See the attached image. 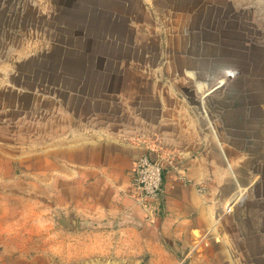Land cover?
<instances>
[{
  "label": "rangeland",
  "instance_id": "1",
  "mask_svg": "<svg viewBox=\"0 0 264 264\" xmlns=\"http://www.w3.org/2000/svg\"><path fill=\"white\" fill-rule=\"evenodd\" d=\"M22 1L0 0V264H110L111 252L101 249L104 245L91 244L92 239L83 236L80 241L73 238L70 232L74 225L69 216L60 219L58 215L68 214L67 204L58 201L62 196L54 194L48 176L45 182L40 180V162L52 159V139L40 137V130L41 134L47 132L50 123L45 120L46 115L36 113L40 107H34L29 96H55L68 110L84 112V107L76 105L78 98L60 91L66 87V91L92 103V112L104 114L114 131L126 129L132 131L130 136L141 132L151 139L148 128L142 122H134L132 114L123 115L117 103L122 100L119 94L132 93L124 91V84L145 82L146 76L134 73L133 69L165 64L164 58L157 57L160 44L153 36L145 37L147 25L165 17H148L146 7L142 6L139 18L135 15L134 19L142 23L138 27L140 40L134 46V42L124 41L129 39L124 31H131L123 25V18L116 25L114 18H108V11L92 9L85 0H53L56 14L47 20L40 17L37 27L29 25L34 21V12L21 10ZM157 3L162 7L161 14L173 8L187 15L189 38L181 44H189V70H204L194 74V81L174 73H162L157 80L178 82L175 99H186L190 104V117L198 131L213 139V129H217L224 155L237 149L231 160H222V169L230 177L229 188L235 193L225 200L228 188H223L213 198L218 200L206 207L207 212L215 210L218 216L214 221H220L210 239L219 245L232 241L220 251L216 248L214 256L218 260L214 264H264V204L252 196L264 189V0ZM123 13L114 11L116 15ZM29 28L40 32V38L55 47L52 55L40 56V48L33 57L23 55V50L28 54L40 45L37 41L21 40L23 33L30 32ZM232 64L242 65L250 82L238 94H212L207 108L210 120H202L205 117L195 105L198 92L192 86L184 90L180 85L187 87L202 75L214 79ZM139 93L135 94L138 102L147 98L148 90ZM40 105L42 109L52 106L48 101ZM138 112L139 118L154 122L153 114ZM180 113L177 110L176 117ZM22 115L24 120L16 121ZM39 117L41 122L36 121ZM254 180L257 181L253 185ZM240 188L246 191L238 201L235 196ZM232 226L235 231H231ZM182 262L180 259L177 264Z\"/></svg>",
  "mask_w": 264,
  "mask_h": 264
},
{
  "label": "crops",
  "instance_id": "2",
  "mask_svg": "<svg viewBox=\"0 0 264 264\" xmlns=\"http://www.w3.org/2000/svg\"><path fill=\"white\" fill-rule=\"evenodd\" d=\"M157 1L85 0L92 9L108 11L111 14L108 18H114L116 25L123 18V25L131 31H124V35L129 37L124 41H132L134 46L140 40L138 27L142 25L141 20L135 22L134 19L135 15L139 18L142 6L146 7L148 17H165L149 23L145 36H153L160 44L157 57L164 58L165 64L154 67L139 65L133 69L134 73L146 76L145 82L124 84V91L131 90L132 93L128 96L119 94L122 100L117 103L123 115L132 114L134 122H142L148 128L151 139L141 132L130 136L132 131L126 129L114 131L107 124L104 114L93 113L92 103H88L81 95L66 91V87L60 91L78 98L76 105L84 107V112L68 110L61 99L55 96L41 97L34 93L29 97L34 107H40L36 113L46 115L45 120L50 123L47 132L41 134L40 130V137L52 139V159L40 162V180L45 182L48 176L54 194L58 192L62 196V200L58 201L67 204L68 214L59 212L58 215L60 219L69 216L70 223L74 225L72 227L70 224L73 238L80 241V236H83V239H92L91 244L104 245L101 249L111 252L109 258L113 261L110 264H177L180 259L183 260L182 264H214L218 260L214 256L216 248L220 251L222 247L230 246L232 241L219 245L210 239L208 249L203 250V253L198 249V253L192 255L189 248L200 234L209 230L218 216L215 210L206 211V207L218 200L213 198L223 188H228L225 200L235 193L229 188L230 177L222 169V160H231L232 152L237 149L226 151V154L230 153L224 155V149L217 140V129L212 132L214 140L209 134L198 131V125L190 117V104L186 99H175L174 90L178 82L157 80V76L162 73L185 76L187 72L196 75L204 71L189 70V59L192 58L187 52L189 44L183 47L181 44L189 38L187 15L173 8L161 14L162 7ZM26 9L34 12V21L29 24L31 27L40 26V17H47V20L56 14L53 0H23L21 10ZM120 10L124 12L123 15L114 14V11ZM102 19L105 22L107 20L104 14ZM29 29L30 32L23 33L21 40L37 41L40 45L37 44L36 49L28 54L23 50V55L33 57L39 48L40 56L52 55L55 47L40 38V32ZM189 86L198 92L199 99L195 105L199 106L201 115L205 117L201 119L210 120L207 108L212 98L204 99L197 83H189L187 87L180 85L184 90H188ZM10 89L13 90V87ZM14 90L19 89L15 87ZM140 90H148V94L147 98L138 102L135 94L140 95ZM21 94L27 95L25 92ZM46 101L52 106L42 109L40 104ZM177 110L181 111L178 117ZM138 111L153 114L154 122L139 118ZM183 111L187 114L184 115ZM23 120L22 115L16 121ZM36 121L41 122L40 117ZM242 152L248 154L247 151ZM143 154L150 155L164 171L163 193L159 198L162 211L157 214L160 217L155 231L144 222L143 213L139 205L135 204L130 187L131 169ZM256 181H253V185ZM200 188H204L207 194L200 195ZM263 194L264 189L258 194L253 192L252 196L264 204ZM154 206V210L158 211L156 203Z\"/></svg>",
  "mask_w": 264,
  "mask_h": 264
},
{
  "label": "built area",
  "instance_id": "3",
  "mask_svg": "<svg viewBox=\"0 0 264 264\" xmlns=\"http://www.w3.org/2000/svg\"><path fill=\"white\" fill-rule=\"evenodd\" d=\"M130 187L132 190L133 199L137 206L141 208L143 213L144 222L148 227L155 231L157 227V221L160 217L157 214L161 213L159 198L163 193V180L164 171L161 165L154 161L152 157L148 154L141 155L131 169L130 174ZM204 188H200L198 193L203 195L205 193ZM156 203L158 211H155L154 204ZM230 211L228 210L227 213ZM220 221L215 220L212 224V229L207 230L205 233L200 234L197 241L189 248V253H198V249H208L210 240V235H215V229L219 225ZM236 227L232 226L231 231H235ZM216 243L217 241L213 239Z\"/></svg>",
  "mask_w": 264,
  "mask_h": 264
},
{
  "label": "bare ground",
  "instance_id": "4",
  "mask_svg": "<svg viewBox=\"0 0 264 264\" xmlns=\"http://www.w3.org/2000/svg\"><path fill=\"white\" fill-rule=\"evenodd\" d=\"M194 74L195 73L187 72L186 76L189 80L194 81ZM249 82L250 78L246 69L240 64H232L222 69L214 79H210L207 75H202L199 81L195 83H197L199 87L201 96L207 100L214 92L218 91H222L219 93L225 92L226 94L241 93L243 92L244 84H248ZM245 191V189L240 188V192L236 194L235 199L240 201V196L242 194L244 195Z\"/></svg>",
  "mask_w": 264,
  "mask_h": 264
},
{
  "label": "water",
  "instance_id": "5",
  "mask_svg": "<svg viewBox=\"0 0 264 264\" xmlns=\"http://www.w3.org/2000/svg\"><path fill=\"white\" fill-rule=\"evenodd\" d=\"M233 81V80H232Z\"/></svg>",
  "mask_w": 264,
  "mask_h": 264
}]
</instances>
